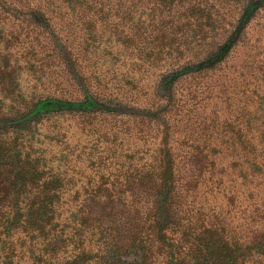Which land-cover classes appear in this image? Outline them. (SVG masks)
Returning a JSON list of instances; mask_svg holds the SVG:
<instances>
[{
	"label": "trees",
	"instance_id": "16d2710c",
	"mask_svg": "<svg viewBox=\"0 0 264 264\" xmlns=\"http://www.w3.org/2000/svg\"><path fill=\"white\" fill-rule=\"evenodd\" d=\"M217 3L0 0V264H264V63L203 82L264 0Z\"/></svg>",
	"mask_w": 264,
	"mask_h": 264
},
{
	"label": "rangeland",
	"instance_id": "374dc122",
	"mask_svg": "<svg viewBox=\"0 0 264 264\" xmlns=\"http://www.w3.org/2000/svg\"><path fill=\"white\" fill-rule=\"evenodd\" d=\"M220 1L222 2L224 0ZM225 1H227V5H225L224 8H221L217 3L216 5H214L212 11L209 10L211 15L218 14L225 21V23L223 22L221 24V27L219 28V32L223 35L219 37L217 44H222L226 40L230 32L235 29V27L237 26V18L241 14V11H239L241 10V5L246 2V0ZM258 1L259 0H249V3ZM252 5L254 7V4ZM230 17L231 20L229 19ZM244 27H242V30L244 29L245 34L244 37L240 39L242 40L240 41V45L236 48L235 52L232 53V57L230 55V57L226 59L227 70L225 72H217L218 74L211 78L206 77L203 79V82L209 84L214 83L218 87L223 83L226 84L227 87L229 86L230 81H227L228 83H226L221 77L223 75L228 76L231 79L232 83H239L243 79V77H247L252 73L254 77L260 78L259 75H256L255 72L250 71V69L246 71L242 70V66L247 65L250 68L251 64L252 69H254L256 67V64L264 63V7L260 10H257L253 15L252 20H250V23ZM257 50L260 52V55H256ZM262 91L263 90L261 89V91L259 92L261 93ZM43 109L45 110V108ZM69 120L67 122H71V124H63L61 126V132H67L68 137L70 136V138H77L80 135V132L74 125V122ZM70 141H73V139H70Z\"/></svg>",
	"mask_w": 264,
	"mask_h": 264
}]
</instances>
